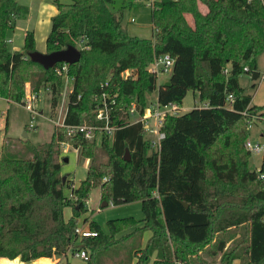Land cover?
<instances>
[{
    "label": "trees",
    "instance_id": "obj_1",
    "mask_svg": "<svg viewBox=\"0 0 264 264\" xmlns=\"http://www.w3.org/2000/svg\"><path fill=\"white\" fill-rule=\"evenodd\" d=\"M53 2L57 10L50 17L46 51L75 45L79 37L86 38L88 47L79 49V59L68 63L66 71L56 69L62 62L43 69L27 55L35 50L33 30L25 31L21 49H10L4 37V29L27 7L18 0H0V97L22 102L24 85L31 81L32 92L49 87L55 107L66 76L72 87L65 125L95 124L101 85L107 81L108 92L116 95L115 129L111 136L87 140L55 125L47 144L35 148L32 158L19 160L22 168L0 173V200L7 201L5 209L0 206V257L29 262L58 256L57 264H102V254L125 237L140 234V239L147 228L151 236L146 244L131 247L134 264H193L187 255L196 252L193 246L246 224L244 264H264V155L259 169L251 170L246 147L248 121L262 108L252 104L238 82L242 73L257 71L256 57L264 51V0H153L150 37L130 34L121 23L122 11L112 8L113 0ZM161 53L174 58L168 84H157L149 69ZM34 66L42 74L32 82ZM154 91L161 104L181 107L188 91L206 104L166 117L158 150L150 148L141 124L131 123L128 113L131 103L144 106L146 93ZM61 143L88 159L77 186L59 175ZM96 187L113 205L139 201L143 219H109L105 233L84 216L85 200ZM67 206L72 212L66 219ZM80 220L97 235L82 240L89 259L71 262L68 250ZM128 229L132 231L116 237ZM224 246L220 240L218 251ZM200 260L197 264H204ZM121 262L115 257L106 264Z\"/></svg>",
    "mask_w": 264,
    "mask_h": 264
},
{
    "label": "rangeland",
    "instance_id": "obj_2",
    "mask_svg": "<svg viewBox=\"0 0 264 264\" xmlns=\"http://www.w3.org/2000/svg\"><path fill=\"white\" fill-rule=\"evenodd\" d=\"M68 1V0H61ZM153 1V0H152ZM27 7V12L15 18L13 26H7L4 29L5 39H10L7 46L10 49H21L24 41V34L27 29L33 30L35 49L46 51L45 39L50 28V17L55 12V4L53 0H18ZM151 0H113L112 8L116 11H122L121 23L124 25L130 34L151 35L152 36V20H151ZM201 9L205 10V5L201 4ZM257 71L259 77L251 78L250 73H242L238 77L239 85L244 89V92L251 96V102L254 105L261 106L260 115L255 114L254 123L247 124L248 139L251 142L263 143L262 133L264 132V51L260 52L256 57ZM32 82L37 81L38 76L42 74V70L38 66L32 69ZM170 70L164 74L157 76V84L169 78ZM31 81H27L24 85V98L22 102H8L3 97H0V173L9 172L13 168H22V163L19 160L29 159L34 156L35 148L39 145L47 144L52 136L56 123H60L65 115L68 94L72 87V82L66 76L63 77V85L57 95L55 107L52 105V94L50 89H41L40 98L31 100ZM157 92L146 93L147 101L154 100ZM195 104L201 105L198 101L197 93L188 91L182 101L181 113H184ZM263 105V106H262ZM26 133L24 136L23 134ZM99 137V136H98ZM246 140V141H247ZM98 142V141H97ZM101 159H106V155L96 148ZM264 155V149L250 152L249 168L258 170L261 159ZM60 164L59 175L63 177L64 183L77 186L85 177L88 160L81 155L79 149H75L70 144L61 143L59 145V153L56 159ZM65 195H69L70 189L64 187ZM89 205L85 214L91 220L96 222L100 228L108 233L107 221L109 219L133 217L137 220H142L144 214L141 210L139 201L122 203L113 205L110 201L107 206H101L106 201L101 194L99 187L90 190L87 199ZM5 200H0V206L5 209ZM70 206L65 207L64 218L71 214ZM83 220V218H82ZM80 220V224L82 223ZM88 222V221H87ZM138 225H142L141 222ZM85 228H89L88 223H84ZM247 225H242L236 228H230L220 233H213L212 240L204 245H195L193 249L196 251L187 253L193 264H197V259L204 264H244L246 262L243 251L246 245ZM90 229V228H89ZM132 229L122 231L116 235L120 239L121 236L131 232ZM144 232L150 233V230L145 228ZM140 234H134L131 237L124 238L115 249L106 251L101 255L102 264L110 263L113 258L121 260L122 264H134L135 257L131 247L137 248V244L141 243ZM148 240V239H147ZM222 240L224 247L222 251H218L217 244ZM147 242V241H146ZM237 248L234 253L228 254L233 249ZM212 252V254H211ZM223 252V253H222ZM240 255V258L230 257ZM4 258V257H2ZM19 259V257H17ZM7 259V258H6ZM16 259V258H15ZM71 262H82L77 258L68 255Z\"/></svg>",
    "mask_w": 264,
    "mask_h": 264
},
{
    "label": "built area",
    "instance_id": "obj_3",
    "mask_svg": "<svg viewBox=\"0 0 264 264\" xmlns=\"http://www.w3.org/2000/svg\"><path fill=\"white\" fill-rule=\"evenodd\" d=\"M152 2V0H151ZM9 41V39H7ZM75 46L78 49L86 48L85 37H79ZM174 58L169 53H161L154 57L149 65V69L159 74H164L168 70L172 69ZM67 62H62L60 66H57V71L62 72L67 70ZM247 70V68H245ZM264 78V75H262ZM102 92L100 93V102L96 107L95 119L97 123L95 124H75V125H65L64 118L60 123H56L57 126H62L66 129L68 135L82 134L87 140H99L102 134L111 136L114 132L115 127L112 125V106L115 104V94L108 92V82L105 81L101 85ZM48 90L49 87H45ZM41 91H36L31 94V100H36L40 98ZM201 105H206L202 103ZM67 108V107H66ZM182 108L176 103L161 104L157 99L148 101L144 106L139 107L135 102L131 103L128 108V113L131 116V123H140L144 136L150 145V148L158 150L161 140L164 138L165 133L163 131V125L166 117L170 115H179ZM66 112V111H65ZM255 116H252L248 121V124L254 123ZM99 136V137H98ZM246 147L248 150L259 151L264 149V143L246 141ZM105 179V178H104ZM85 206H88V200H85ZM97 235L95 230L85 228L84 223L78 224L72 234V243L68 250V255L73 258H77L82 262L89 259L88 250L83 245V238L94 237Z\"/></svg>",
    "mask_w": 264,
    "mask_h": 264
},
{
    "label": "water",
    "instance_id": "obj_4",
    "mask_svg": "<svg viewBox=\"0 0 264 264\" xmlns=\"http://www.w3.org/2000/svg\"><path fill=\"white\" fill-rule=\"evenodd\" d=\"M28 57L33 61L38 62L43 66V69L47 70L52 68L57 62H67L73 63L77 61L80 57V50L73 44H68L67 46L52 50V51H39L37 49L27 53ZM259 76L258 71H253L251 74L252 79H256ZM169 81H166L164 84H168ZM24 136L26 133L23 134ZM126 158H129L128 152H126ZM108 205L107 202L102 203V207ZM186 206V203H184Z\"/></svg>",
    "mask_w": 264,
    "mask_h": 264
},
{
    "label": "crops",
    "instance_id": "obj_5",
    "mask_svg": "<svg viewBox=\"0 0 264 264\" xmlns=\"http://www.w3.org/2000/svg\"><path fill=\"white\" fill-rule=\"evenodd\" d=\"M20 3V2H19ZM22 4V3H21ZM56 7V6H55ZM56 8H55V12H56ZM54 12V13H55ZM53 13V14H54ZM52 14V15H53ZM128 31V30H127ZM151 32L153 33V26H152V30ZM135 35V34H133ZM137 36H140V37H150L151 35L147 34V35H140V34H137ZM10 41V39H9ZM45 46H46V43H45ZM45 52V51H43ZM167 81L166 80H163V82ZM161 83V82H160ZM157 95V94H156ZM154 99H157V96L154 98ZM182 107V106H181ZM183 109V108H182ZM75 149H78V148H75ZM88 160V159H87ZM88 200V205H89V198L87 199ZM107 206V205H106ZM87 207V206H86ZM71 215V214H70ZM69 215V216H70ZM87 214H84V216H86ZM67 216L66 219L69 217ZM143 235V238H141V246L143 247L145 244H146V241L147 239L151 236V231L150 233H147V232H144L142 233ZM60 257L58 256H53V257H40V258H37V259H34V260H31L29 262H23L21 261L20 259L16 258V259H13V260H10V259H6V258H2L0 257V264H57L58 261H60ZM176 264H190V263H186V262H177Z\"/></svg>",
    "mask_w": 264,
    "mask_h": 264
}]
</instances>
